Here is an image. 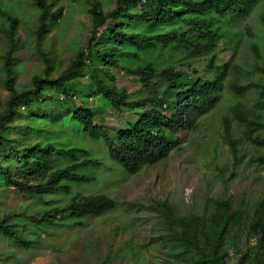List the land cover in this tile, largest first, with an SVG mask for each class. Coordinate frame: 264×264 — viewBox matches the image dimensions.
I'll return each mask as SVG.
<instances>
[{
  "label": "rangeland",
  "instance_id": "obj_1",
  "mask_svg": "<svg viewBox=\"0 0 264 264\" xmlns=\"http://www.w3.org/2000/svg\"><path fill=\"white\" fill-rule=\"evenodd\" d=\"M46 1L50 7L49 33L38 42L39 11L34 2L0 0V115L9 97V80L18 94L30 91L35 78L56 80L85 49L91 27L90 6L97 4L108 13L116 0ZM263 20L264 2L232 31V38L221 43L217 52L216 65H224L232 57L231 44L238 42L232 63L240 73L236 83L250 87L246 95L236 98L226 88L220 103L193 130L177 133L179 150L135 176L125 175L111 163L103 143L86 139L63 110L66 106L86 107L92 111L95 125L117 134L134 124L141 112L154 108L160 112L149 102L143 109L123 107L116 111L96 93L86 67L71 81L67 94L52 88L42 92L43 107L52 102L57 105L55 111L42 116L33 108L16 105L17 116L0 129V134L23 147L34 143L45 146L55 140L59 149L67 146L87 150L97 162L89 173L94 180L74 190L108 196L115 208L101 217L84 220L77 228L35 229L44 200L31 196L29 191L30 187L39 189L41 184L26 185L18 177L22 171H18L17 160L4 159L15 180L6 186L0 177V221L7 224L8 217H15L19 229L37 246L19 250L0 236V264H206L182 241V225L186 220L203 227L205 221L210 225L219 218L237 221L224 241L226 264H255L259 259L264 264V255L258 249L259 234L252 232L255 211L262 209L264 214V113L257 118V144L244 140L243 126L229 113L236 102L252 107L258 96L256 86H264ZM9 33H13L11 43ZM90 64L100 65L98 61ZM205 65L201 62L188 69L187 79H210ZM100 76L108 86L124 91L133 103L158 100L164 91L160 83L144 89L139 78L119 70H111L112 81ZM168 107L169 111L160 113L171 116L173 103L169 102ZM226 119L237 142L236 158L225 140ZM35 130L39 135L31 138ZM198 247L208 249L202 237H198Z\"/></svg>",
  "mask_w": 264,
  "mask_h": 264
},
{
  "label": "trees",
  "instance_id": "obj_2",
  "mask_svg": "<svg viewBox=\"0 0 264 264\" xmlns=\"http://www.w3.org/2000/svg\"><path fill=\"white\" fill-rule=\"evenodd\" d=\"M39 11L38 42L49 33V6L46 0H32ZM264 0H116L114 8L104 13L99 5L90 6L91 27L85 40V49L79 51L59 77L54 81L33 80L32 89L16 93L7 82L9 97L5 111L0 115L3 130L17 116L16 105L27 106L40 115L55 111L57 105L49 102L43 107L42 92L45 88L67 94L71 81L88 68L90 80L96 93L111 108L119 111L123 107L143 109L148 104L168 110L173 103L174 113L165 116L156 109L143 111L137 121L127 129L113 134L94 124L92 111L86 107H64L70 123L89 141H101L107 148L108 160L121 168L127 176H135L144 168L166 159L179 150L177 133L188 132L197 122L211 112L221 101L226 88L236 98L246 95L250 87L239 86L238 71L233 58L238 42L231 44L232 57L224 65H216L218 48L232 38V31L245 23L253 11ZM264 23V20H263ZM10 43L13 33H9ZM98 61L94 66L91 62ZM206 62L205 72L211 78L188 80L186 71ZM111 70H119L137 77L144 89L156 83L164 87L161 96L151 101L130 102L127 94L108 86L100 75L112 81ZM255 88V87H254ZM258 93L252 107L236 102L230 109L231 119L243 126L246 142L257 144L254 136L257 118L264 113V86H256ZM70 102L66 103L69 104ZM225 140L236 158L237 148L231 136L230 123L225 120ZM32 132L31 138L38 137ZM45 139L49 140L47 136ZM52 140V139H51ZM50 141V140H49ZM54 144L34 143L23 147L15 145L0 134V177L6 186L15 178L8 173L3 160L15 158L19 164L18 177L27 185L39 182L40 188L30 187L31 196L44 200V208L36 217L35 229L42 232L49 228H77L87 219L101 217L115 208L114 201L102 194L85 195L75 191L90 184L94 178L89 174L97 166L87 150L63 148ZM17 177V178H18ZM44 198H48L45 201ZM7 224L0 221V236L19 250H30L37 246L19 229L15 217H8ZM252 232L259 234L258 249L264 255V214L255 211ZM184 222V220H182ZM237 221L217 219L203 223L186 221L182 225V241L192 248L206 264H226L222 255L224 241ZM22 223V221H21ZM23 226V225H22ZM199 235V236H198ZM202 237L208 249L198 247ZM261 252V251H260ZM258 256V255H257ZM255 264H263L259 259Z\"/></svg>",
  "mask_w": 264,
  "mask_h": 264
}]
</instances>
